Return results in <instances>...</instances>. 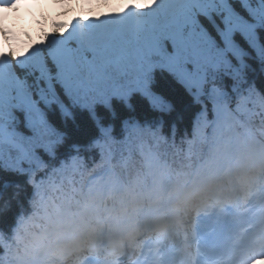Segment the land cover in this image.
Here are the masks:
<instances>
[{
	"label": "snow or ice",
	"instance_id": "6c2138e0",
	"mask_svg": "<svg viewBox=\"0 0 264 264\" xmlns=\"http://www.w3.org/2000/svg\"><path fill=\"white\" fill-rule=\"evenodd\" d=\"M26 2L0 0V264H264V0Z\"/></svg>",
	"mask_w": 264,
	"mask_h": 264
},
{
	"label": "rangeland",
	"instance_id": "374dc122",
	"mask_svg": "<svg viewBox=\"0 0 264 264\" xmlns=\"http://www.w3.org/2000/svg\"><path fill=\"white\" fill-rule=\"evenodd\" d=\"M73 3H75V0H72ZM127 2V0H125V3ZM43 7H46V6H43ZM5 11V10H4ZM8 11H15V8L11 9V10H8ZM29 11H32L33 14H35L36 11H39V9L37 8V6L35 4H31V3H28L26 2L24 5H22L21 9H20V12L22 15H26L27 12ZM74 11H76L77 13L80 12V9H74ZM97 11L99 12H103V10H100V9H97ZM92 12V8H90V11H88V14ZM50 27V25H49Z\"/></svg>",
	"mask_w": 264,
	"mask_h": 264
},
{
	"label": "clouds",
	"instance_id": "9594fccd",
	"mask_svg": "<svg viewBox=\"0 0 264 264\" xmlns=\"http://www.w3.org/2000/svg\"><path fill=\"white\" fill-rule=\"evenodd\" d=\"M19 15H22L21 12L19 13ZM9 22H11V18H10ZM15 51H16L17 54H19L20 51H21V49L20 48H17Z\"/></svg>",
	"mask_w": 264,
	"mask_h": 264
},
{
	"label": "bare ground",
	"instance_id": "6f19581e",
	"mask_svg": "<svg viewBox=\"0 0 264 264\" xmlns=\"http://www.w3.org/2000/svg\"><path fill=\"white\" fill-rule=\"evenodd\" d=\"M121 2H125V0H121ZM104 11V10H103ZM92 12H93V9H92ZM62 14V13H61Z\"/></svg>",
	"mask_w": 264,
	"mask_h": 264
},
{
	"label": "trees",
	"instance_id": "16d2710c",
	"mask_svg": "<svg viewBox=\"0 0 264 264\" xmlns=\"http://www.w3.org/2000/svg\"><path fill=\"white\" fill-rule=\"evenodd\" d=\"M10 222V221H9Z\"/></svg>",
	"mask_w": 264,
	"mask_h": 264
}]
</instances>
